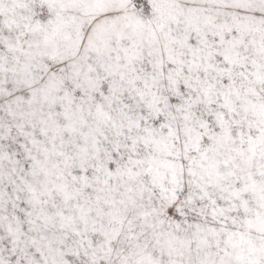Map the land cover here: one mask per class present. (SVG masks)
<instances>
[{"label": "snow or ice", "instance_id": "1", "mask_svg": "<svg viewBox=\"0 0 264 264\" xmlns=\"http://www.w3.org/2000/svg\"><path fill=\"white\" fill-rule=\"evenodd\" d=\"M0 264H264V0H0Z\"/></svg>", "mask_w": 264, "mask_h": 264}]
</instances>
